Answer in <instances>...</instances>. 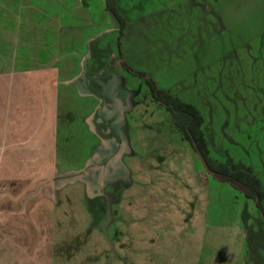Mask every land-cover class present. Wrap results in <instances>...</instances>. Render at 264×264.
Instances as JSON below:
<instances>
[{"label": "rangeland", "instance_id": "374dc122", "mask_svg": "<svg viewBox=\"0 0 264 264\" xmlns=\"http://www.w3.org/2000/svg\"><path fill=\"white\" fill-rule=\"evenodd\" d=\"M171 1L114 0L125 21L120 52V24L108 10L110 18L98 26L65 32L61 101L72 120L61 122V136L70 139L73 169L82 171L69 172L68 180L83 189L65 201L61 242L83 248V264H118L119 257L129 264H264V216L256 201L206 171L144 78L121 65L194 105L209 156L250 167L264 193V53L251 58L263 37L251 56L239 51L241 65L231 59L218 67L222 72L214 65L183 78L171 70V23L175 34L185 33L168 12ZM175 1L178 14L192 6ZM123 239L128 246L121 251Z\"/></svg>", "mask_w": 264, "mask_h": 264}, {"label": "crops", "instance_id": "0c3cea01", "mask_svg": "<svg viewBox=\"0 0 264 264\" xmlns=\"http://www.w3.org/2000/svg\"><path fill=\"white\" fill-rule=\"evenodd\" d=\"M177 2L171 1L168 12L185 33L175 34L171 23V70L183 78L205 74L214 65L222 72L231 59L241 65L239 51L248 49L251 56L260 37L262 49L251 58L257 62L264 53V0H192L182 15L172 7ZM109 18L104 0H0V264L85 262L83 248L61 242L65 203L83 189L77 179L68 180L69 172L82 171L73 169L70 139L61 136L66 129L61 122L72 120V110L61 101L68 71L65 32ZM187 62L193 65L186 68ZM126 246L123 239L119 249ZM126 263L119 257L118 264Z\"/></svg>", "mask_w": 264, "mask_h": 264}, {"label": "trees", "instance_id": "16d2710c", "mask_svg": "<svg viewBox=\"0 0 264 264\" xmlns=\"http://www.w3.org/2000/svg\"><path fill=\"white\" fill-rule=\"evenodd\" d=\"M104 3L105 9L111 12L120 24V34L117 39L120 52V35L122 34L125 21L117 13L114 0H104ZM121 65L134 75L144 78L152 98L161 103L171 113L174 125L181 133L182 138L197 152L206 171L216 179L228 182L233 187L240 189L247 198L255 200L264 216V209L261 205L264 193L260 180L250 167L245 169L237 168L230 159L226 162H218L209 156L205 136L201 129L203 117L195 106L160 88L156 81L146 73L133 70L124 61L121 62Z\"/></svg>", "mask_w": 264, "mask_h": 264}]
</instances>
